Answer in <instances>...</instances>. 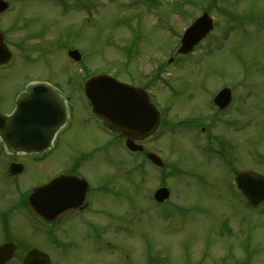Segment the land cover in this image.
Here are the masks:
<instances>
[{
  "label": "rangeland",
  "instance_id": "374dc122",
  "mask_svg": "<svg viewBox=\"0 0 264 264\" xmlns=\"http://www.w3.org/2000/svg\"><path fill=\"white\" fill-rule=\"evenodd\" d=\"M9 1H14L17 11L0 17V28L4 30L11 24L15 28L7 36L17 55L11 68L0 70V113L10 114L14 110L12 99L25 84L40 81L55 85L68 97L74 117L65 135L56 138L61 140L60 147L43 160L4 155L0 149V212L15 207L19 210L20 201L31 188L52 179L63 167H75L78 162L94 188L107 176L120 187L119 179L111 174L118 167L127 170L130 159L123 161L127 157L125 150L113 143V137L108 134L107 146L113 144L107 154H92L105 142L99 140L95 125L86 122L89 114L81 90L84 80L95 74H109L121 81L142 84L150 81L149 76L158 79V70L165 58L179 47L178 37L190 24L189 19L201 14L205 7H214V2L220 9L215 5L216 13L209 12L216 15L220 25L209 36L204 49L169 68L166 77L177 88L176 93L157 96L162 105L171 108L170 116L178 122L180 118L173 116L188 120L198 112L209 110V98L201 88L212 91L231 86L239 102L236 112L232 109L226 120L231 124L237 122L234 125L244 129L232 128L223 121L218 122L216 129L217 122L213 125L211 121L208 122L210 133L235 145L230 155L236 157L234 163L240 168L264 173V163H258L253 156L256 153L264 156V0ZM152 1L158 2L145 8ZM22 14L30 15L35 24L22 20L13 24L25 17ZM168 25L172 34L166 29ZM31 29L36 33L27 39ZM69 47L78 49L84 60L70 59L66 50ZM29 48L32 53L27 60L24 57ZM191 128L179 127L169 133L170 128L165 127L149 145L168 163L166 184L173 190L171 200L179 208L167 205L162 209L146 200V193L156 189L162 178L160 170L154 171L150 164L140 166L146 182L134 184L125 199L108 193L95 194L96 208L110 212L118 207L117 212L125 211L123 217L128 222L134 217L135 233L129 239L132 242L122 245L120 257L110 256L107 243L96 250L84 235L86 228L76 221L68 224V233L60 236L73 241L74 246L52 245L20 216L14 218V215L12 237L20 240L23 236L31 246L47 252L53 264H146L148 256L153 261L156 258L154 264H243L245 243L251 245L250 261L264 264V213L252 210L236 197L230 169L204 161L200 151L210 148L207 136L199 140ZM14 160H21L26 167L17 181L3 177L6 163ZM178 168L187 172L185 177ZM138 190L135 210L127 196ZM164 212L167 218L163 217ZM116 239L126 240L127 236L122 232ZM5 240V227L0 224V243ZM20 263L16 258L11 264Z\"/></svg>",
  "mask_w": 264,
  "mask_h": 264
},
{
  "label": "water",
  "instance_id": "95a60500",
  "mask_svg": "<svg viewBox=\"0 0 264 264\" xmlns=\"http://www.w3.org/2000/svg\"><path fill=\"white\" fill-rule=\"evenodd\" d=\"M7 6L6 2L0 0V9ZM200 28L203 30L196 33ZM208 31L206 18H200L186 33L180 52L191 51ZM1 38L0 54L4 52ZM71 54L77 59L80 57L78 52ZM5 56L7 54L4 52L3 58ZM85 87L94 112L114 130L124 133L129 129L140 128L143 133H147L156 126L158 116L155 109L147 98L134 88L104 75L92 77L86 82ZM65 112L63 100L49 86L34 85L29 93L21 97L12 117L0 115V134L12 151H42L48 147L54 132L64 123ZM150 158L158 165H163L157 156L150 154ZM21 169L22 167L17 164L11 166L13 173ZM236 180L238 187L252 205L257 206L264 202L262 176L256 173L240 172ZM56 185L57 181L42 187L43 189H39L31 197L30 203L37 214H45L48 210L49 207L46 206L53 198V188ZM157 196L160 200H164L169 196V192L164 189L159 191ZM14 250L15 247L12 244L0 247V264H6ZM26 264H49V258L43 252L33 251L29 253Z\"/></svg>",
  "mask_w": 264,
  "mask_h": 264
},
{
  "label": "flooded vegetation",
  "instance_id": "af4514ba",
  "mask_svg": "<svg viewBox=\"0 0 264 264\" xmlns=\"http://www.w3.org/2000/svg\"><path fill=\"white\" fill-rule=\"evenodd\" d=\"M143 88L147 89L148 91L152 92L151 89L153 86H149L148 84H142L141 85ZM233 92V90H232ZM218 93V91H216L214 93V96ZM214 102V100H212ZM234 101V92H233V98H232V103ZM227 110H228V107L225 108V109H220L218 106H216L213 110V116L212 118L214 119V124L216 122H220V121H223V122H228L230 123V121L226 120L227 119ZM197 116L200 115V112H198V114H196ZM95 128V127H94ZM206 127H203V130L206 131ZM96 132H98V134L100 135V132L95 130ZM101 139L104 140L102 138V133H101ZM217 139L218 136H217ZM223 140V139H222ZM105 141V140H104ZM106 146L105 145H100L98 147V150L101 152L103 149H105ZM83 165L81 164L80 165V162H78L75 167L71 168V169H65V170H62V172L59 173L60 174H67V175H75V176H78L80 178H83L85 176V171L82 169ZM85 178V177H84ZM99 192L101 195L105 196L107 193L109 194L110 192L113 193V190L111 189V186H108L107 185V179H103L100 186L96 187V188H90V190L88 191V194H87V197H86V200H85V203L84 205L80 206L78 209H76L75 211H68L66 213H62V214H59L56 219L50 223L44 221L42 218L36 216L35 214L32 215L33 217V226L35 225H43V226H49L52 228L53 230V233L55 235V240L59 243H67L66 240H63L61 239L59 236L60 235H63V234H66L68 229L70 228L68 226V224L70 223V220L69 219V214L70 213H79L81 214L82 212H86L90 206L92 205V200L95 201V194ZM92 199V200H91ZM102 210V209H101ZM101 210H98L94 213H99L98 215H101ZM79 223V222H77ZM23 228V227H22ZM94 228V229H93ZM91 228L92 230H95L96 228L93 227ZM11 228H9L8 230H6L5 234H6V242L10 241L12 239V232L10 230ZM71 241V240H70ZM5 242V241H4ZM3 242V243H4ZM16 243H19L16 242ZM24 243L27 244V241L24 240Z\"/></svg>",
  "mask_w": 264,
  "mask_h": 264
}]
</instances>
